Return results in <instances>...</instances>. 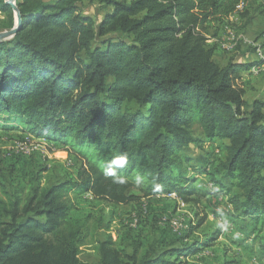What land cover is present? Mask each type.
Listing matches in <instances>:
<instances>
[{
	"label": "trees",
	"instance_id": "trees-1",
	"mask_svg": "<svg viewBox=\"0 0 264 264\" xmlns=\"http://www.w3.org/2000/svg\"><path fill=\"white\" fill-rule=\"evenodd\" d=\"M97 1L112 9L99 22L84 13L83 0H17L22 28L0 43V129L62 142L80 162L76 179L42 187L36 178L0 196V264H91L80 254L92 229L88 220H69L71 194L124 206L176 193L200 206L227 191L231 217L251 218L264 248V100L247 101L241 82L257 62L221 66L208 44L227 31L242 0ZM6 2L0 11L11 30L15 15ZM206 145L219 155L200 169L185 149ZM120 155L127 157L117 170L124 184L101 167ZM199 175L221 191L199 188ZM223 236L144 254L141 243L128 252L109 236L98 242V264H177L173 258Z\"/></svg>",
	"mask_w": 264,
	"mask_h": 264
},
{
	"label": "rangeland",
	"instance_id": "rangeland-1",
	"mask_svg": "<svg viewBox=\"0 0 264 264\" xmlns=\"http://www.w3.org/2000/svg\"><path fill=\"white\" fill-rule=\"evenodd\" d=\"M258 1H262L260 5ZM244 2L248 5L250 17L259 12L257 17L264 18V14L260 12L264 0H242L241 7ZM100 4L97 0H83L81 7L85 14L93 15L99 22L112 12L111 8H104L103 4ZM6 21V16L0 11V33L9 31L4 29ZM261 27L262 30L254 42L264 36V26L261 24ZM238 29H232L230 26L231 31L238 32L236 40L240 41L239 36L243 34L241 28ZM226 43H230V40L221 44L218 53L229 60L235 55V51L229 53L226 48L229 44ZM260 43L264 45V41ZM243 58L239 56L237 61ZM259 59L264 61L263 52L259 54ZM253 75V78L250 75L249 81L242 83L246 88L245 98L249 102L256 98L264 100V90L261 88L264 85V71ZM70 148L71 146L62 142L49 141L19 129H0V196L5 197V191L12 193L15 186L29 185L36 178L41 179L42 187L76 179L80 162ZM185 154L192 157V164L200 169L209 167L207 162H210L213 154L219 155L216 145H206L205 150L191 146L189 150L185 149ZM184 172L193 175L189 168L185 167ZM196 185L207 191H221V188L205 175L198 176ZM224 185L229 184L224 182ZM228 194L225 191L223 195L210 196L204 199L200 206L182 203L176 193L160 195L150 200L142 199L139 204L124 206L109 205L105 201L94 199L91 194H71L74 208L69 220L89 221L93 235L83 244L80 257L91 264L99 262L98 242L109 236H112L118 245L122 244L128 252H132L137 243H141V254H144L148 250H156L159 253L169 247H181L194 241H202L218 231H222L224 237L218 238L213 246L206 247L188 258H181L178 262L175 258L172 260L177 264H264V248L259 241V233L256 234L258 226L252 232L255 224L248 217L239 218L235 222L231 217ZM214 211L216 213L212 214ZM206 214L208 218L204 225L192 237L184 239L191 225H197ZM243 219L248 223L247 229H244ZM101 221L102 227L97 228ZM262 230L261 235L264 236V227Z\"/></svg>",
	"mask_w": 264,
	"mask_h": 264
},
{
	"label": "crops",
	"instance_id": "crops-1",
	"mask_svg": "<svg viewBox=\"0 0 264 264\" xmlns=\"http://www.w3.org/2000/svg\"><path fill=\"white\" fill-rule=\"evenodd\" d=\"M260 2H262V1H260ZM260 2H259V5L261 4ZM261 6H263V7H261L260 12H262L264 14V5L262 4ZM238 10L239 11L236 14H234L233 16L230 17L229 22L231 24L230 26L232 27V29L237 30L238 28H241L243 35L239 36L240 41L236 40L237 34H238L237 31H239V29L237 31H235V30L231 31L230 27H227L226 28L227 31H225L223 29V31H221V33L217 39H209L208 44L211 47L215 48L214 60L219 65L225 66L228 64V62L231 59H233L236 63H241V64H253V63L257 62V64H255L250 70H246L242 73V81L241 82L244 83L246 81H249L248 78H250V75L253 78L254 75L252 76V74H257L258 72L264 71V65H262V63H264V61H261L259 59V54L261 52H259V54L257 55L259 48L264 53V45L262 46V44L260 43V42L264 41V36L260 37L256 42H254V40L258 37L259 32H261V30H262L261 24H262V26H264V18L257 17L259 12L250 17L249 16V8L245 2L243 3V7H241V5H240ZM231 39L233 41V45H230L231 43H226V44L230 45V47L228 48L229 53H232L235 51L234 52L235 55H233V57H231L229 60H227L226 56L220 55L218 53V51H220V49L222 47L221 44L223 42L229 41ZM239 45L241 46L240 50H236L235 49L236 46H239ZM250 47L256 48L255 52L248 51V49ZM239 56L244 57V58L240 61H237V58ZM261 88H262V90H264V85H262ZM234 220H235V222H237V220H239V218L234 219ZM243 220H245V219H243ZM245 222H246V220H245Z\"/></svg>",
	"mask_w": 264,
	"mask_h": 264
},
{
	"label": "clouds",
	"instance_id": "clouds-1",
	"mask_svg": "<svg viewBox=\"0 0 264 264\" xmlns=\"http://www.w3.org/2000/svg\"><path fill=\"white\" fill-rule=\"evenodd\" d=\"M127 162L126 155L114 156L112 160L108 161L106 164L102 165V171L106 178L110 177L113 179V183L124 184L126 182L125 177L118 175V169L123 168ZM143 182V177L141 175L135 176V184L140 186ZM159 187V185H156Z\"/></svg>",
	"mask_w": 264,
	"mask_h": 264
},
{
	"label": "water",
	"instance_id": "water-1",
	"mask_svg": "<svg viewBox=\"0 0 264 264\" xmlns=\"http://www.w3.org/2000/svg\"><path fill=\"white\" fill-rule=\"evenodd\" d=\"M6 3L7 5H10L13 8L15 15V26L9 31L0 33V43L11 40L18 33V31L22 28L23 25L22 15L20 13L19 8L17 7V0H7Z\"/></svg>",
	"mask_w": 264,
	"mask_h": 264
},
{
	"label": "built area",
	"instance_id": "built-area-1",
	"mask_svg": "<svg viewBox=\"0 0 264 264\" xmlns=\"http://www.w3.org/2000/svg\"><path fill=\"white\" fill-rule=\"evenodd\" d=\"M230 43H231L230 45H233V41H232V39L230 40ZM230 45H229V46L224 45V47L226 46V48H229ZM259 52H262L260 48L258 49V53H257V55L259 54Z\"/></svg>",
	"mask_w": 264,
	"mask_h": 264
}]
</instances>
